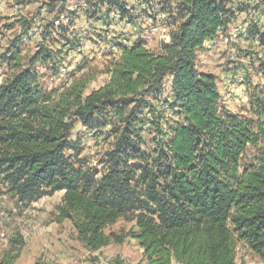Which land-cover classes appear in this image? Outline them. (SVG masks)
I'll list each match as a JSON object with an SVG mask.
<instances>
[{
	"label": "trees",
	"instance_id": "trees-1",
	"mask_svg": "<svg viewBox=\"0 0 264 264\" xmlns=\"http://www.w3.org/2000/svg\"><path fill=\"white\" fill-rule=\"evenodd\" d=\"M99 1L106 15L116 8L119 21L134 16L123 0ZM165 4L171 7L170 41L159 52L143 37L120 46L108 80L87 94L84 78L59 89L40 85L35 64L51 62L57 69L59 63L48 52L26 66L17 44L1 57L9 74L0 83V177L19 202L63 190L54 221H69L89 251L129 235L146 264H236L241 241L264 263V89L254 87L245 115L231 112L220 103L215 75L197 67L204 41L226 29L236 13L262 11L264 0ZM69 20L58 26L67 30ZM257 23L249 22L247 33L264 40ZM64 38L72 49L75 41ZM166 83L169 93L161 97ZM144 110L153 120L142 116ZM147 122L160 134L152 147L140 139ZM75 123L107 127L113 135L99 177L71 139ZM248 145L256 148L254 162L239 172ZM118 218L134 221L135 229L107 235L105 228ZM23 245L21 234L12 235L0 264H13Z\"/></svg>",
	"mask_w": 264,
	"mask_h": 264
},
{
	"label": "rangeland",
	"instance_id": "rangeland-1",
	"mask_svg": "<svg viewBox=\"0 0 264 264\" xmlns=\"http://www.w3.org/2000/svg\"><path fill=\"white\" fill-rule=\"evenodd\" d=\"M123 1L134 11L132 19L123 18L119 21L116 8L106 15V6L100 4L99 0H0V83L9 74L6 61L1 57L8 54L7 51L12 50L14 44H17L20 50L23 66H26L27 61L40 52H48L55 61L59 60L57 69L51 68V62L45 65L38 62L35 64L38 81L43 88L59 89L64 83H69L75 78H84L88 82L85 94L102 86L108 80V67L120 56V46L132 43L136 40L135 35L138 37L143 32L146 46L151 50H158L161 41L166 36L170 37L173 29L168 14L171 7L165 4V0ZM251 1L254 3L257 0ZM80 2L85 4L79 6L77 3ZM171 3L174 4L173 1ZM97 5L100 7L96 13L93 12V8ZM231 5L234 8L239 6L235 1ZM262 7V11L252 12L248 9L245 12L236 13L235 18L226 26V34L233 27L247 32L249 22H258L260 32L264 33V4ZM71 17H73L71 21L73 25L68 26L67 30L58 26L69 25ZM133 21L134 24L131 25L130 22ZM219 30L215 35H219ZM235 35H237L236 32ZM64 37L75 41L72 49L64 47ZM210 40L204 41L203 48L199 51L197 67L199 70L215 73L222 107L245 115L249 96L254 87L264 89V40H260L257 34L252 36L249 33H247V39L243 40L236 38L229 42L219 39ZM76 46H82L83 49L77 51ZM63 65L66 67V72L59 75L58 71L63 69ZM240 75L242 80L238 82L237 77ZM233 81L235 84L231 85ZM168 93L169 87L166 83L161 97H165ZM154 101L157 109H161L159 107L161 101ZM165 110V114L170 116L168 108ZM151 113L144 110L142 116L147 121H151L153 120ZM143 127L140 133L143 146L152 147L160 134L152 123L147 122ZM107 131V127L91 130L75 123L71 134V139L77 141L80 148V158L84 159L86 166L97 170L98 177L105 171L107 163L105 153L111 148L113 142V135L108 134ZM255 154L256 148L252 145L245 148L240 158L239 172L247 164L254 162ZM62 194L63 190H60L55 191L51 196L44 195L33 202H19L7 191V186L0 177V253L7 246L12 235L19 233L26 236L27 233L33 234L39 228L54 224L55 207L60 203ZM130 229H135L134 221L118 218L104 231L107 235L123 237ZM104 247V252L114 251L116 258H120L119 249L130 250L129 257L118 260L121 264H143L142 252L139 251L137 242L129 235L123 237L120 243L113 241L110 237L109 243ZM88 259H92L91 256ZM235 262L236 264H264L241 241L236 243ZM47 264L58 263L48 262Z\"/></svg>",
	"mask_w": 264,
	"mask_h": 264
},
{
	"label": "crops",
	"instance_id": "crops-1",
	"mask_svg": "<svg viewBox=\"0 0 264 264\" xmlns=\"http://www.w3.org/2000/svg\"><path fill=\"white\" fill-rule=\"evenodd\" d=\"M231 30H234L237 34L233 35V39H240V32L237 31H242V33L245 32L247 35V32L244 29L238 28L236 30L233 27ZM143 34L144 33L141 32V36L138 35L137 37L135 35L134 37L138 39L139 37H143ZM212 39L214 40V38ZM242 39H247V36L246 38ZM169 41L170 37L166 36L165 39L161 41V43H168ZM161 43L156 52L160 51ZM200 71L209 72L201 69ZM209 73L215 74L211 71ZM226 107L228 108V106ZM229 111H231V109H229ZM65 227L67 229H65ZM23 238L24 245L13 264H47L48 262H56L58 264H121V262L118 260L120 258L129 257L130 254V250L127 248L118 250L120 258H116L117 255L113 253L114 251L104 252L105 247H101L95 251L87 250L84 245L76 238V231L72 227L71 223L67 220L61 223L54 221V224H51L45 228H39L33 234L27 233V235H24ZM138 249L140 252H142L140 248ZM89 256H91L92 259H88ZM143 264H146L145 259Z\"/></svg>",
	"mask_w": 264,
	"mask_h": 264
},
{
	"label": "built area",
	"instance_id": "built-area-1",
	"mask_svg": "<svg viewBox=\"0 0 264 264\" xmlns=\"http://www.w3.org/2000/svg\"><path fill=\"white\" fill-rule=\"evenodd\" d=\"M237 32H240V40H243L242 39V31H237ZM218 37H219V40H221V41H228L229 42V41L233 40V35H226V30H222V32H221V30H219ZM79 39L81 40V33L79 34ZM82 49H83L82 46L81 47L76 46L75 50L80 51ZM71 51H74V50H71ZM65 72H66V67L63 65V69L61 71H58V73H59V75H61V74H64ZM238 79H242V78H238Z\"/></svg>",
	"mask_w": 264,
	"mask_h": 264
},
{
	"label": "bare ground",
	"instance_id": "bare-ground-1",
	"mask_svg": "<svg viewBox=\"0 0 264 264\" xmlns=\"http://www.w3.org/2000/svg\"><path fill=\"white\" fill-rule=\"evenodd\" d=\"M81 1V0H80ZM79 6H83L85 3L84 2H80V3H77ZM160 12V11H159ZM118 15V14H117ZM235 34V31L234 30H231V32H229L228 34H226V35H234ZM246 33H243V35H242V38H246ZM215 40L216 39H219V37H218V35H216V36H214L213 37ZM238 78H242L241 77V75L238 77ZM235 81H236V79H234ZM242 79H237V81L238 82H240ZM235 81H233L232 83H231V85H234L235 84ZM230 100V99H229Z\"/></svg>",
	"mask_w": 264,
	"mask_h": 264
}]
</instances>
